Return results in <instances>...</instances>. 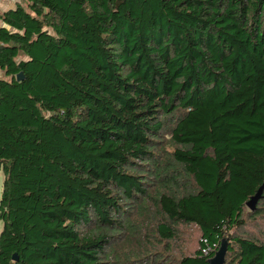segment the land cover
I'll list each match as a JSON object with an SVG mask.
<instances>
[{
  "label": "trees",
  "instance_id": "16d2710c",
  "mask_svg": "<svg viewBox=\"0 0 264 264\" xmlns=\"http://www.w3.org/2000/svg\"><path fill=\"white\" fill-rule=\"evenodd\" d=\"M0 21V264H105L144 176L163 240L200 237L138 264H208L223 239L224 264H264L236 233L264 183V0H21Z\"/></svg>",
  "mask_w": 264,
  "mask_h": 264
},
{
  "label": "rangeland",
  "instance_id": "374dc122",
  "mask_svg": "<svg viewBox=\"0 0 264 264\" xmlns=\"http://www.w3.org/2000/svg\"><path fill=\"white\" fill-rule=\"evenodd\" d=\"M0 78H5L1 71ZM170 128L171 121H166L160 132L161 136L156 138L159 150H155V153L165 154L172 151L173 145L169 139ZM144 177L143 181L146 182L149 195L144 200L125 205L126 214L131 219L132 231L127 230L117 235L116 242L105 248L107 252L103 259L105 264H138L142 260L136 261V259L146 254L149 258L177 259L182 255L193 253L198 248L200 231L194 224H176L175 237L168 241L163 240L156 230L157 225L164 221L154 200L159 185L154 178ZM2 178L0 172V191ZM262 193L264 194V190ZM257 206V214L250 213L249 208L246 207L245 225L237 229L236 233L252 238H264V199H261ZM1 227L0 222V230ZM229 233L231 234L232 230Z\"/></svg>",
  "mask_w": 264,
  "mask_h": 264
},
{
  "label": "water",
  "instance_id": "95a60500",
  "mask_svg": "<svg viewBox=\"0 0 264 264\" xmlns=\"http://www.w3.org/2000/svg\"><path fill=\"white\" fill-rule=\"evenodd\" d=\"M17 81L23 79L22 73H18L16 75ZM264 183L257 189V191L248 199L246 202L247 208L249 210H254L256 207L257 201L260 199L263 192ZM227 241L223 239L220 243L218 250L214 253V255L208 259V264H224L225 255H226ZM12 259L14 262L18 261V257L16 253L13 254Z\"/></svg>",
  "mask_w": 264,
  "mask_h": 264
},
{
  "label": "crops",
  "instance_id": "0c3cea01",
  "mask_svg": "<svg viewBox=\"0 0 264 264\" xmlns=\"http://www.w3.org/2000/svg\"><path fill=\"white\" fill-rule=\"evenodd\" d=\"M19 0H0V13L5 11L8 8H12L15 6L16 3H18ZM1 23V21H0Z\"/></svg>",
  "mask_w": 264,
  "mask_h": 264
},
{
  "label": "built area",
  "instance_id": "2783aa9c",
  "mask_svg": "<svg viewBox=\"0 0 264 264\" xmlns=\"http://www.w3.org/2000/svg\"><path fill=\"white\" fill-rule=\"evenodd\" d=\"M204 252L206 253V251L204 250Z\"/></svg>",
  "mask_w": 264,
  "mask_h": 264
}]
</instances>
